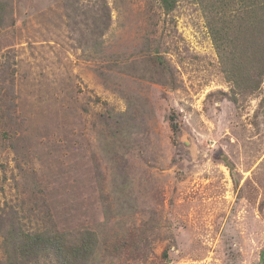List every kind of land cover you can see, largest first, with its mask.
<instances>
[{
    "label": "rangeland",
    "instance_id": "obj_1",
    "mask_svg": "<svg viewBox=\"0 0 264 264\" xmlns=\"http://www.w3.org/2000/svg\"><path fill=\"white\" fill-rule=\"evenodd\" d=\"M0 7V260L48 233L84 264H264V78L230 81L197 0Z\"/></svg>",
    "mask_w": 264,
    "mask_h": 264
},
{
    "label": "trees",
    "instance_id": "obj_2",
    "mask_svg": "<svg viewBox=\"0 0 264 264\" xmlns=\"http://www.w3.org/2000/svg\"><path fill=\"white\" fill-rule=\"evenodd\" d=\"M197 1L208 11L211 37L222 53L230 81L248 92L258 90L264 78V0ZM176 2L160 0L166 11L173 10ZM10 236L6 242L12 239ZM93 250V239L88 236L82 244H71L62 234L20 233L0 264H33L43 255H49L55 264H84Z\"/></svg>",
    "mask_w": 264,
    "mask_h": 264
}]
</instances>
